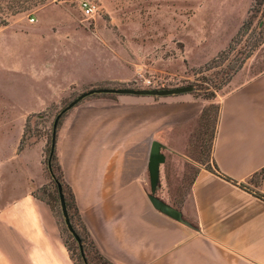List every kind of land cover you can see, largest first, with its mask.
<instances>
[{"label":"rangeland","instance_id":"374dc122","mask_svg":"<svg viewBox=\"0 0 264 264\" xmlns=\"http://www.w3.org/2000/svg\"><path fill=\"white\" fill-rule=\"evenodd\" d=\"M82 1L97 6L93 18L83 16ZM263 72L264 0H0V204L31 189L49 236L71 264H113L76 214L63 180L84 259L65 223L45 165L60 112L91 90L194 86L192 93L164 97L172 103L191 95L195 113L164 127L158 179L153 183L149 172L146 182L151 196L176 208L199 171L214 169L220 97ZM121 96L132 97L96 93L80 104H114ZM71 113L59 123L57 141ZM24 151L27 170L20 164ZM55 173L61 181L57 167Z\"/></svg>","mask_w":264,"mask_h":264},{"label":"crops","instance_id":"0c3cea01","mask_svg":"<svg viewBox=\"0 0 264 264\" xmlns=\"http://www.w3.org/2000/svg\"><path fill=\"white\" fill-rule=\"evenodd\" d=\"M186 96H121L72 110L57 152L83 222L113 264H264V72L220 97L217 170L199 171L180 210L168 204L177 218L156 208L146 182L164 127L195 113ZM30 190L0 204V264H71Z\"/></svg>","mask_w":264,"mask_h":264},{"label":"water","instance_id":"95a60500","mask_svg":"<svg viewBox=\"0 0 264 264\" xmlns=\"http://www.w3.org/2000/svg\"><path fill=\"white\" fill-rule=\"evenodd\" d=\"M194 91H195L194 86L175 88V89H166V90L97 89V90H91L89 92L83 93L76 100H74L67 108L68 109L73 108L75 105H77L82 100H84L87 97H89L93 94H96V93H98V94L104 93V94H117V95H132V96H139V97H147L148 96V97L164 98V97H169V96L188 94V93H192ZM58 122H59V117H57L55 122H54L53 143L55 141V135H56ZM159 152H160L159 143H157V142L153 143L151 165H150L151 181L153 183H155V181L158 179L159 166L163 162V158L159 154ZM58 190H59L60 203H61L65 223H66L69 231L71 232V234L74 235L75 239L79 242V244L81 245V248H82L81 239L76 234V232L74 231V229L70 223V219H69L68 211H67V207H66V202H65V198H64V194H63L61 186L58 187ZM151 199H152V202L154 203V205L156 206V208H158L159 210H161L162 212H164L168 215H171V216L178 218V216H179L178 211L174 210L169 205L161 202L160 200H158L157 198H155L153 196H151Z\"/></svg>","mask_w":264,"mask_h":264},{"label":"trees","instance_id":"16d2710c","mask_svg":"<svg viewBox=\"0 0 264 264\" xmlns=\"http://www.w3.org/2000/svg\"><path fill=\"white\" fill-rule=\"evenodd\" d=\"M217 90H220V87H217ZM205 91H207V92H209V93H211L212 94V96H213V90L211 89V88H206V90ZM83 101V100H82ZM81 101V102H82ZM81 102H79L77 105H75L73 108H71V109H68L67 107L64 109V110H62L61 112H60V114L57 116V117H59V122H58V125H57V129H58V127H59V123L61 122V120L68 114V112L70 111V110H73L74 108H76ZM53 132H54V125H53ZM56 135H57V130H56ZM56 135H55V141H54V143H53V136H52V140H51V144H50V148L48 149V151H47V157H46V160H45V165H46V168H47V171H48V173L50 174V176H51V179L53 180V181H55L56 183H57V185H58V187L59 186H61V188H62V191H63V194H64V198H65V190H64V188L63 187H66V185H65V183H63V180H64V177H63V170H62V167H61V164H60V160H59V156H58V152H57V138H56ZM24 139V138H23ZM23 139H22V141H23ZM22 141H21V144H22ZM21 147V146H20ZM55 167H57V170L59 171V174H60V178H61V181L59 180V179H57V177H56V173H55ZM207 170H209V171H211V172H215V170H217V169H207ZM195 180V179H194ZM194 180H193V182H194ZM193 182H192V184H193ZM191 184V185H192ZM67 187H68V189L70 190V192H71V199H72V202H73V204L76 206V214L77 215H80V217H81V214H80V212H79V209H78V207H77V205H76V201H75V197H74V195H73V192H72V190H71V188H70V186L69 185H67ZM58 192H59V190H58ZM33 196H35V195H33ZM263 198H264V196H262ZM65 202H66V206H68V202H67V200H66V198H65ZM183 204V203H182ZM182 204H181V206H182ZM181 206H179V207H176V209L177 210H180V207ZM174 208H175V206H173ZM82 219V218H81Z\"/></svg>","mask_w":264,"mask_h":264},{"label":"built area","instance_id":"2783aa9c","mask_svg":"<svg viewBox=\"0 0 264 264\" xmlns=\"http://www.w3.org/2000/svg\"><path fill=\"white\" fill-rule=\"evenodd\" d=\"M80 8H81V11H82L83 16L85 18H87V19L93 18L94 15L97 12V6L95 4H92L89 1H82L80 3ZM30 21H31V23H34L35 22V19L34 18H31Z\"/></svg>","mask_w":264,"mask_h":264},{"label":"flooded vegetation","instance_id":"af4514ba","mask_svg":"<svg viewBox=\"0 0 264 264\" xmlns=\"http://www.w3.org/2000/svg\"><path fill=\"white\" fill-rule=\"evenodd\" d=\"M73 235V234H72ZM74 236V235H73ZM75 238V237H74ZM77 241V240H76ZM77 243H78V246H79V251H80V255H81V257L84 259V257H83V244H82V248H81V245L79 244V242L77 241ZM84 263H85V260H84Z\"/></svg>","mask_w":264,"mask_h":264}]
</instances>
